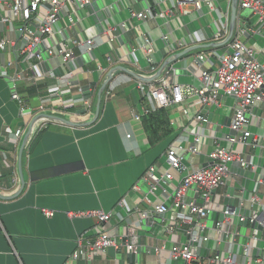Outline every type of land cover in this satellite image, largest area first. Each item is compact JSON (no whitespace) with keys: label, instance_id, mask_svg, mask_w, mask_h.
Masks as SVG:
<instances>
[{"label":"crops","instance_id":"crops-1","mask_svg":"<svg viewBox=\"0 0 264 264\" xmlns=\"http://www.w3.org/2000/svg\"><path fill=\"white\" fill-rule=\"evenodd\" d=\"M160 1L95 0L98 9H75L84 18L78 26H70L65 14L58 26L61 31L56 37L58 43L66 42L72 47L73 40L95 37H102L105 42L89 54L76 49L77 58L71 66L63 65L60 58L45 61L50 71L45 70V62L40 64L37 86L21 84L19 87V94L28 107L25 114L12 99L11 80L0 78V264H176L171 261L170 250L176 242L189 241L186 227L180 225L172 236L169 235L167 227L174 225L176 214H168L163 223L154 211L155 205L163 198L170 202L171 195L189 170L209 165L214 138H223L230 133L236 100L224 97L220 108H209L197 97H192L186 102L189 109L186 115L183 106L167 109L169 127L165 130L164 126H159L158 141L151 143L142 116L147 100L138 89L139 78L148 82L157 74L151 71L147 61L146 41L153 45L151 58L158 71L164 66L170 68L175 83L198 88L202 84L200 73L194 71L193 58L201 53L209 56L212 49L223 51V46L213 47L221 43L212 41L215 16L205 5L199 10L185 6L183 10L189 13H177L168 28L160 19L143 23L131 20V11L140 12L151 7L159 13L172 5V0L165 5H159ZM222 9L226 11L227 7ZM231 14L232 11L230 20ZM239 19L247 27L256 28V19L248 14L239 17L237 11L236 25ZM121 22L127 23V29H119L115 42L108 43L104 36L108 27ZM167 32L172 33L175 41H183L186 48L169 55L162 40V35ZM203 35L207 41L201 38ZM54 42L46 40L43 51L54 47ZM246 42L257 48L264 46V39L256 35L247 36ZM194 49L183 58L176 57ZM57 70L60 76L53 73ZM111 72L113 77L103 90ZM48 73L54 77L45 76ZM70 81L79 86H68ZM85 94L90 97L88 100H85ZM40 98L79 103L64 109L50 106L45 114L37 116ZM81 101H90L91 107L86 109ZM210 113L213 115L211 122L204 124L197 120L198 115L208 120ZM136 114L142 118L135 120ZM42 115L53 118H42ZM248 115L251 120L249 131L260 136L259 141L248 140V145L234 146L221 142L224 147L252 160L256 166L255 170H244L243 173L238 172L241 169L238 166L232 167L234 172L228 186L219 190L228 194V189L237 184L239 189L232 197L237 207L245 192L247 198L257 183L259 195L264 198V105L248 110ZM35 119L21 154L24 138ZM19 129L23 134L16 141L14 134ZM194 135L202 136L200 154L191 156L181 152L185 157L183 169L175 171L173 181L163 187L167 194H162V189L151 194L144 181L146 172L151 167L165 172L166 154L171 146L183 139V146L189 148ZM20 163L25 180L23 190ZM188 198L199 200L195 190L188 193ZM122 200L132 209L131 213L120 208ZM99 210L113 215L103 226L92 217L68 215ZM44 211L55 215L47 218ZM139 212L146 217L142 218ZM221 216L213 213L207 220L209 228L220 221ZM132 228L136 230L135 247L139 246L141 250L132 260L124 246L119 251L111 248L89 260L69 261L76 249L77 238H95L106 231L124 245ZM242 233L245 235L246 231ZM209 236L215 238L212 229ZM162 246L165 250L157 253L156 249ZM204 247L201 255L207 259L216 249L214 240ZM227 249L228 245L223 243L219 250L225 253ZM236 263L245 264L240 256Z\"/></svg>","mask_w":264,"mask_h":264},{"label":"built area","instance_id":"built-area-1","mask_svg":"<svg viewBox=\"0 0 264 264\" xmlns=\"http://www.w3.org/2000/svg\"><path fill=\"white\" fill-rule=\"evenodd\" d=\"M93 1L0 0V78L11 80L12 99L19 104L24 114L28 112V107L19 94V87L21 84L37 86L40 77L37 68L40 64L60 58L63 65H69L77 58L76 49L83 54H89L105 42L102 37L88 38L84 41L73 40V46L69 47L66 42L56 41L58 34H61L58 26L65 14H67L70 26H78L84 18L78 15L75 9L80 11L92 5ZM131 1L136 3L141 0ZM168 1L161 0L159 5H165ZM217 1L219 0H172L171 7L162 9L159 13L147 7L140 12L131 11L130 18L142 23L160 19L164 27L168 28L171 27L172 19L177 16V13L184 11L185 6H192L199 10L205 5L215 16L213 20L215 33L212 41L223 43L229 35L233 0H224L226 11L220 4H214ZM68 10H71V13H68ZM245 14L256 19V28L247 27L239 19L233 37L223 46V51L212 49L209 56L201 53L193 58L194 71L200 73L201 88L175 83L170 68H165L162 76L154 82L138 81V89L147 100L143 109V117L160 109H172L178 106H183V112L186 115L189 112L186 102L192 97H197L203 105L209 108H220L224 97H232L236 100L229 127L230 133L223 138H214L213 150L208 156L209 165L189 170L171 195L170 202L167 198H163L155 205L154 211L163 223L168 214H176L174 225L167 227L169 235L172 236L176 232V227L180 225L186 227L189 241L187 243L176 242L170 250L171 261L176 264H237V256H240L245 264H264V198L259 195V183L247 198L240 200L239 206L234 208L230 207L232 197L219 192L228 186L232 167L238 166L243 170L256 169L252 160H247L243 155L221 144L225 141L232 146L248 145V140L256 143L260 138L249 131L251 120L248 110L264 105V46L257 48L246 42V38L256 35L264 39V0H238V15L244 17ZM127 26L126 22H121L117 26H109L104 34L107 42L110 44L115 42L116 32L119 29H127ZM201 38L207 41L205 35ZM46 40L55 41V46L43 51L42 45ZM162 40L166 44L169 55L186 48L183 41L174 40L172 33L163 34ZM21 41L24 42V47L19 51V60H16L14 51ZM144 50L148 55L147 61L151 71L157 73L159 68L153 64L151 58L154 52L153 45L148 40ZM45 76L54 77L52 73L45 74ZM68 86L76 87L79 84L70 81ZM40 102L37 116L45 114L50 106L64 109L79 103L74 100L54 102L49 98H40ZM81 103L86 109L91 107L90 101H81ZM142 116L136 114L134 119L140 120ZM197 120L204 124L208 123V120L201 115L197 116ZM22 134L23 130H17L14 134L15 140L18 141ZM184 142L183 139L178 140L177 145L171 146L168 150L165 172H159L155 167H151L146 172L144 181L148 183L151 194H156L159 189H162V194H167L163 187L173 181L175 171L183 169L185 157L180 154L181 152H187L191 156L200 154L202 136L194 135L189 148L183 146ZM191 190H195L198 194V201L188 198ZM226 198L230 200L228 206L223 203ZM147 202L152 204L149 199ZM119 206L127 213L132 212L125 200H122ZM244 209L249 211L248 217L240 213ZM213 213H219L224 218L222 221H216L214 226L209 228L207 220ZM43 214L47 218L55 215L51 211H44ZM68 215L70 217H92L97 219L101 226L113 218L112 213L101 210ZM140 215L142 218L146 217L144 213ZM245 221H248V226L243 228L241 224ZM256 224L262 229L261 239H258L255 234ZM210 229L213 230L215 238L209 236ZM243 230L246 231L245 235L242 233ZM136 239V230L133 228L124 245L117 242L106 231H102L95 238L79 237L76 241V249L69 257V261L89 260L111 248L119 251L124 246L130 252L136 249ZM212 240L216 245L215 251H212L213 253L207 259L202 258V255L198 256L197 249H200L202 253L204 246ZM223 243L228 245L225 253L219 250ZM194 244L197 246L195 247ZM162 250H165L164 246L158 247L156 252L160 253Z\"/></svg>","mask_w":264,"mask_h":264},{"label":"water","instance_id":"water-1","mask_svg":"<svg viewBox=\"0 0 264 264\" xmlns=\"http://www.w3.org/2000/svg\"><path fill=\"white\" fill-rule=\"evenodd\" d=\"M84 8H86L87 10H89V11H91V9L92 8H95V9H98V6H97V4H96V2H95V0L93 1V3H92V5H90V6H86V7H84ZM231 11H232V14H231V20H230V28H229V35H228V37H227V39L223 42V43H221V44H214L213 45V47L214 48H216V47H220V46H224V45H226L231 39H232V37H233V34H234V31H235V28H236V19H237V11H238V0H233V3H232V9H231ZM24 47V42H19L18 44H17V46H16V48H15V51H14V56H15V59L16 60H19V51L22 49ZM196 49H194V50H189V51H186V52H182V53H180V54H178L176 57L179 59V58H183V57H185L186 55H188L189 53H191V52H193V51H195ZM72 64H70V66H71ZM43 66H44V68H45V70H47V71H50V68H49V66H48V64L45 62L44 64H43ZM165 66L162 68V69H160L158 72H157V74L151 79V80H148V82H154V81H156L157 79H159L160 78V76L162 75V73H163V71L165 70ZM122 71H125V72H127V70H125V69H122ZM55 75H58V76H60V72L57 70V71H54L53 72ZM112 77H113V72H111L110 73V75H109V80L106 82V84L104 85V88H103V90L106 88V86H107V84L110 82V80L112 79ZM137 77V76H136ZM139 80H141V81H143V82H147L146 80H142V79H140L139 78ZM86 95V97H85V100H88L90 97L89 96H87V94H85ZM100 103V102H99ZM99 103H98V105H99ZM99 107V106H98ZM207 110H210L209 108H207ZM99 112V111H98ZM42 118H53V117H51V116H48V115H42L41 116ZM212 117H213V115L210 113L209 114V116H208V121L209 122H211L212 121ZM37 121V119H35L32 123H31V125H30V127H29V131H28V133L26 134V136H25V138H24V142H23V145H22V149H21V154L23 153V151H24V148H25V146H26V143H27V141H28V139H29V136H30V133H31V131H32V129H33V126H34V124H35V122ZM63 121V120H62ZM20 178H21V182H22V190L24 189V186H25V180H24V178H23V172H22V167H21V163H20ZM243 169H240V170H238V172H241V173H243ZM231 172H234V169L233 168H231ZM236 189H239V186L236 184L233 188H229L228 189V191H227V193H228V195L230 196V197H233L234 196V191L236 190ZM215 193V192H214ZM246 195H247V192H245V196H244V199L246 198ZM229 198H226L225 200H224V205L225 206H228L229 205ZM230 207H232V208H234L235 207V205H234V202H232V205L230 206ZM240 213L242 214V215H244V216H246V217H248V215H249V211L248 210H242V211H240ZM223 216H221V221L223 220ZM242 225V227L243 228H246L247 226H248V221H245L243 224H241ZM254 228L255 229H257V231H255V234H256V236H257V238L258 239H261V227L259 226V225H255L254 226ZM138 243H139V245L141 244V242H139L138 241ZM194 246L196 247L197 246V244H194ZM139 251H141L140 250V247L138 246L136 249H134V250H132V251H130L128 254H129V258L132 260L133 259V256H134V254H136L137 252H139ZM208 252H206V254H207ZM197 255L199 256V255H201V250L200 249H197Z\"/></svg>","mask_w":264,"mask_h":264},{"label":"trees","instance_id":"trees-1","mask_svg":"<svg viewBox=\"0 0 264 264\" xmlns=\"http://www.w3.org/2000/svg\"><path fill=\"white\" fill-rule=\"evenodd\" d=\"M168 112L169 110L167 109H160L147 116H144L143 125L147 134L150 137V141L152 144H155L158 141L157 135L159 131V126H164L165 130L169 127ZM167 133L170 132H166V134Z\"/></svg>","mask_w":264,"mask_h":264},{"label":"rangeland","instance_id":"rangeland-1","mask_svg":"<svg viewBox=\"0 0 264 264\" xmlns=\"http://www.w3.org/2000/svg\"><path fill=\"white\" fill-rule=\"evenodd\" d=\"M223 1H224V0H223ZM223 1L220 2V5H221L222 8H225V7H226V4H225ZM209 31H210V30H209ZM210 32H211V31H210ZM188 63H190V62H188Z\"/></svg>","mask_w":264,"mask_h":264}]
</instances>
